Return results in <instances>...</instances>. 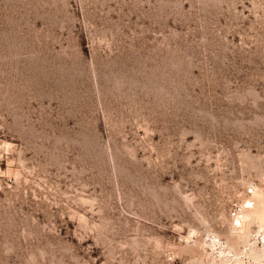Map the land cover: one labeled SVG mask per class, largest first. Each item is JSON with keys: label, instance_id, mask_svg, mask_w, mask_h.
I'll return each instance as SVG.
<instances>
[{"label": "rangeland", "instance_id": "374dc122", "mask_svg": "<svg viewBox=\"0 0 264 264\" xmlns=\"http://www.w3.org/2000/svg\"><path fill=\"white\" fill-rule=\"evenodd\" d=\"M255 187L264 0H0V264H209Z\"/></svg>", "mask_w": 264, "mask_h": 264}, {"label": "bare ground", "instance_id": "6f19581e", "mask_svg": "<svg viewBox=\"0 0 264 264\" xmlns=\"http://www.w3.org/2000/svg\"><path fill=\"white\" fill-rule=\"evenodd\" d=\"M252 190L231 218L226 239L210 236L209 264H264V189Z\"/></svg>", "mask_w": 264, "mask_h": 264}]
</instances>
